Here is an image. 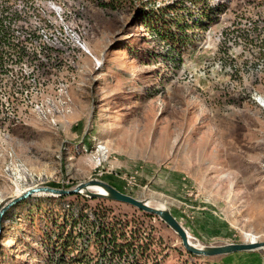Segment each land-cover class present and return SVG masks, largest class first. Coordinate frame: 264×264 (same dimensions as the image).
I'll use <instances>...</instances> for the list:
<instances>
[{
  "label": "rangeland",
  "instance_id": "rangeland-1",
  "mask_svg": "<svg viewBox=\"0 0 264 264\" xmlns=\"http://www.w3.org/2000/svg\"><path fill=\"white\" fill-rule=\"evenodd\" d=\"M172 1L0 0L20 11L8 41L25 50L0 71V207L100 179L169 208L196 245L264 241V0H199L215 13L180 52L141 9ZM31 202L5 218L0 264H44L49 206L35 218ZM144 221L162 264H264V248L191 256L157 216Z\"/></svg>",
  "mask_w": 264,
  "mask_h": 264
},
{
  "label": "trees",
  "instance_id": "trees-1",
  "mask_svg": "<svg viewBox=\"0 0 264 264\" xmlns=\"http://www.w3.org/2000/svg\"><path fill=\"white\" fill-rule=\"evenodd\" d=\"M185 1L173 0L168 6L161 7L164 9L169 7V11L165 12L159 8L160 13L157 10L153 11L151 7H141L142 11L146 9L145 23H151V29L156 36L170 48H177L178 52H180L178 48L189 40L185 30L188 27H204L205 20L210 19L216 10L211 6L200 4L199 0H188L199 7V16L194 19L190 16L192 10L184 4ZM9 9L10 6L0 3V45H2L0 71L3 72L8 70L10 57L21 59L25 54V50L18 44L8 41L12 36L11 24L20 15V11H9ZM171 11L174 14H171ZM192 21L193 24L190 25ZM4 45H6L5 48ZM92 199L117 202L106 198H89L82 194L32 196L18 202L6 212L2 229L5 218L14 208L27 200H32L31 208L26 213L34 206L35 218L40 214L42 204L49 206L47 213H42L43 216L41 215L38 219L40 225L38 230L42 232L40 233V254L44 264H162L161 258H157L158 254L155 253L152 232L144 227V219L155 217V215L123 203L133 207L134 211L130 216H123L116 214L112 206L105 203L92 206L89 204ZM136 212L141 216L137 217L134 214Z\"/></svg>",
  "mask_w": 264,
  "mask_h": 264
},
{
  "label": "water",
  "instance_id": "water-1",
  "mask_svg": "<svg viewBox=\"0 0 264 264\" xmlns=\"http://www.w3.org/2000/svg\"><path fill=\"white\" fill-rule=\"evenodd\" d=\"M91 187H96L100 189L101 192L92 191L90 190ZM74 194H82L89 198H106L126 203L141 211L157 216L177 234L184 249L194 255L216 256L264 248V241L232 242L220 245H196L190 241L186 229L176 219L169 208L163 205L161 207L150 205L148 200L138 199L130 194H126L100 179H89L69 188L41 185L30 187L21 191L0 207V238L3 217L6 212L18 202L32 196H68Z\"/></svg>",
  "mask_w": 264,
  "mask_h": 264
},
{
  "label": "bare ground",
  "instance_id": "bare-ground-1",
  "mask_svg": "<svg viewBox=\"0 0 264 264\" xmlns=\"http://www.w3.org/2000/svg\"><path fill=\"white\" fill-rule=\"evenodd\" d=\"M90 189H94V190H96V191H99V192H101L100 191V189H98V188H96V187H91ZM149 203V202H148ZM150 204V203H149ZM150 205H156V206H158V207H161L162 205H160V204H150Z\"/></svg>",
  "mask_w": 264,
  "mask_h": 264
},
{
  "label": "built area",
  "instance_id": "built-area-1",
  "mask_svg": "<svg viewBox=\"0 0 264 264\" xmlns=\"http://www.w3.org/2000/svg\"><path fill=\"white\" fill-rule=\"evenodd\" d=\"M38 186V185H37ZM34 187V186H33Z\"/></svg>",
  "mask_w": 264,
  "mask_h": 264
}]
</instances>
